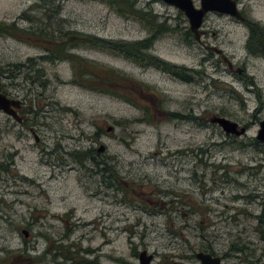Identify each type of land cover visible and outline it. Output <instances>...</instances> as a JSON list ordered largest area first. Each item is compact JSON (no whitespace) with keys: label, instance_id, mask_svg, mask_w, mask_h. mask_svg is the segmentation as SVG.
<instances>
[{"label":"rangeland","instance_id":"374dc122","mask_svg":"<svg viewBox=\"0 0 264 264\" xmlns=\"http://www.w3.org/2000/svg\"><path fill=\"white\" fill-rule=\"evenodd\" d=\"M37 1L0 0V23L28 28L20 16ZM192 1L198 8L199 0ZM137 4L176 28L144 51L173 71L84 40L68 53L124 79L97 84L87 73L78 77L70 60L41 62L43 43L0 36V92L25 102L38 136L0 112V264H138L144 250L152 264H182L180 256L202 248L225 256V264H264L254 230L264 207V165L252 160L261 155L225 146V134L210 123L228 110L242 115L230 101L224 70L211 64L209 33H222L218 43L228 28L208 13L198 42L185 35L188 22L174 7ZM252 8L264 20V0ZM57 20L64 31L102 41L151 36L97 1L65 0ZM29 60H39L42 79L34 81ZM16 64L25 67L12 71ZM88 150L114 166L117 188L77 161L74 154Z\"/></svg>","mask_w":264,"mask_h":264},{"label":"trees","instance_id":"16d2710c","mask_svg":"<svg viewBox=\"0 0 264 264\" xmlns=\"http://www.w3.org/2000/svg\"><path fill=\"white\" fill-rule=\"evenodd\" d=\"M63 1L65 0H38L30 7L28 13H23L20 16L21 19L29 23L28 28H19L15 22L8 25L0 23V36H8L18 40L28 41L29 43H43L41 47L44 55L39 58L41 62L55 63L70 60L73 62V64L75 63L74 65L77 68L76 70L78 77L84 78L87 73V75H91L94 78L93 80L91 78V80L95 81L97 84L99 80H105V83L119 84L124 79L123 76L119 77L117 73L111 71L110 69H101L79 58L78 55L68 53V49H73L75 47L77 48L79 44L83 45L84 40L93 48L96 47L106 49L115 54L121 52L126 56V58L134 62L141 64L145 63L146 65L149 64L150 66H163L169 71L174 70L173 66L164 64L157 58H154L152 55H148L144 52L151 46L152 41L156 37L160 36L161 34L174 32L176 30V28H170L167 25L166 20L161 21L158 15L153 14L152 10L148 7V4L140 7L137 4V0H80L100 2L109 7L118 15L124 16L126 18L130 17L138 21L143 26V28L148 30V33L151 34V36L146 40L124 44L121 42L98 40L94 36H84L82 33L71 30L64 31L61 28L62 21L57 20L62 10ZM185 32L187 37L191 36L189 30ZM75 38L80 39V41H74ZM38 61L29 60L30 65H28V69L32 70L36 75L34 81H38V79H42L44 76L42 70L37 68ZM24 67L25 64L12 65V71L17 70L18 72H21L22 68ZM173 75L183 81H189L185 74L173 73ZM75 82L76 84H79V86H83L81 81L74 80V83ZM40 84L42 87L45 86L42 82ZM91 89L100 90L108 94H110V91L112 92L110 89H103L100 87H94ZM178 118L181 119L179 115ZM74 155L80 164H84L86 161L90 163V166L87 167L88 171L101 174V176H103V182L108 189L113 188V186H116V188L118 187L117 185L120 183V178L114 166L105 160L99 159V155H96L95 151L88 150L86 152H79L78 154ZM257 228L261 236L264 237V211L258 218ZM65 259L67 261L71 260L67 257ZM1 263L6 264V262Z\"/></svg>","mask_w":264,"mask_h":264},{"label":"flooded vegetation","instance_id":"af4514ba","mask_svg":"<svg viewBox=\"0 0 264 264\" xmlns=\"http://www.w3.org/2000/svg\"><path fill=\"white\" fill-rule=\"evenodd\" d=\"M227 1L231 5L232 12L226 14L219 12L209 13L217 18V20L222 21V25L228 28L224 33L227 35L223 38L221 37L218 43H216L217 34L222 33L216 29L209 33L214 41L213 45L209 47V51L213 68L216 72L223 69L228 79L226 82V91L230 97V101L236 103L242 112V115H235L232 111L228 110L225 116L220 118H225L231 123H234L236 125V131L242 133L240 135L234 133L226 134L220 129L218 124H211L219 127L225 134L223 143L225 146H235L240 150L257 152L261 156L258 157V155H255L252 160L262 166L264 165V141L258 139V134L264 130V85L261 83L262 79H264V72H260L262 68L264 69V20L256 16L255 10L252 8L257 0ZM201 34H206V32L202 31ZM2 94H5L10 99L20 101L21 105L16 110V113L21 119V122L17 123L28 127L34 139L38 140L35 128L32 125L28 126L31 122L30 118H27V112L29 111L25 107V102L11 98L5 92ZM3 114L11 118L9 115ZM251 131L253 134H250ZM4 156L7 158L6 154ZM0 167H3V163L0 164ZM263 211L264 209H262L260 214L255 216L257 224L254 230L258 234L260 241L264 244V237L261 236L257 228L258 218ZM199 252L210 254L212 257H219L221 263L225 264V256L216 255L212 249L206 248L199 249L193 255L180 256V261L182 264H201L199 259L196 258V254ZM261 253L264 254V247Z\"/></svg>","mask_w":264,"mask_h":264},{"label":"water","instance_id":"95a60500","mask_svg":"<svg viewBox=\"0 0 264 264\" xmlns=\"http://www.w3.org/2000/svg\"><path fill=\"white\" fill-rule=\"evenodd\" d=\"M164 4L174 7L178 11L182 12L186 18L189 30L192 33L194 39L200 42L201 27L204 17L210 12L229 13L232 12L230 3L227 0H200V7L196 8L192 0H161ZM232 6H234L232 4ZM20 101L8 98L5 94L0 93V112H3L13 118L16 122L20 123L21 119L18 117L16 110L20 108ZM210 123H216L220 129L226 133H234L240 135L242 132L236 131V125L226 120L225 118H212ZM110 131V128L107 129ZM258 139L264 141V130L258 134ZM37 141V139H35ZM98 153L104 151V146L101 145L97 150ZM25 237L27 234L22 232ZM196 258L199 259L201 264H222L219 257H212L210 254L199 252L196 254ZM153 256L148 254L147 251H141L138 254V264H152Z\"/></svg>","mask_w":264,"mask_h":264}]
</instances>
